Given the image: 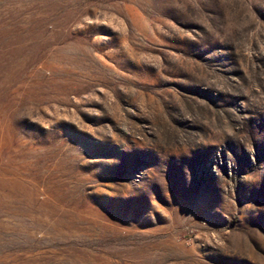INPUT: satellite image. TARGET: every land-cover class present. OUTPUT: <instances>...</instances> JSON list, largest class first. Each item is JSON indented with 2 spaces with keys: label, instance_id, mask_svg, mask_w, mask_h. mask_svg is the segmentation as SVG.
Returning a JSON list of instances; mask_svg holds the SVG:
<instances>
[{
  "label": "rangeland",
  "instance_id": "374dc122",
  "mask_svg": "<svg viewBox=\"0 0 264 264\" xmlns=\"http://www.w3.org/2000/svg\"><path fill=\"white\" fill-rule=\"evenodd\" d=\"M0 264H264V0H0Z\"/></svg>",
  "mask_w": 264,
  "mask_h": 264
}]
</instances>
